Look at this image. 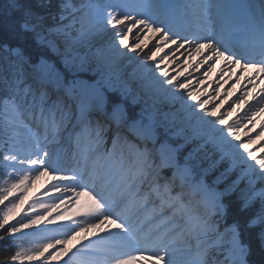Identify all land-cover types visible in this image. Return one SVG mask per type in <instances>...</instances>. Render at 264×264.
I'll list each match as a JSON object with an SVG mask.
<instances>
[{
    "label": "snow or ice",
    "instance_id": "1",
    "mask_svg": "<svg viewBox=\"0 0 264 264\" xmlns=\"http://www.w3.org/2000/svg\"><path fill=\"white\" fill-rule=\"evenodd\" d=\"M155 4L191 38L173 36L143 17L119 15L124 0H0V178L6 177L0 204L19 190L0 214V264H24L25 258L67 264L76 250L66 247L68 241L106 219L111 225L92 238H110L76 256L75 264L142 257L155 264H264V151L250 147L253 136L237 135L264 115V104L246 113L250 99L264 97V87L251 92L264 63L242 62L199 38L209 19L226 40L246 23L221 0ZM246 6L264 39V0ZM108 28L122 31L115 38L119 48ZM124 48L148 49L146 59L167 78L164 84L216 118L235 144L225 146L175 106L128 62L119 50ZM219 61L252 70L248 87L237 75L222 94L223 71L215 83L206 82ZM202 66L199 77L184 71ZM238 84L242 93L219 111ZM241 109L243 118L229 122ZM260 129L264 136V123ZM41 177L52 181L43 198H33L29 214L9 223ZM58 224L75 227L67 234L40 231ZM29 234L41 242L14 245Z\"/></svg>",
    "mask_w": 264,
    "mask_h": 264
},
{
    "label": "rangeland",
    "instance_id": "2",
    "mask_svg": "<svg viewBox=\"0 0 264 264\" xmlns=\"http://www.w3.org/2000/svg\"><path fill=\"white\" fill-rule=\"evenodd\" d=\"M124 1H126V0H124ZM128 5L132 8V11L130 13L131 16H134L137 18L143 17V18L148 19L149 21H151L152 23L155 24L156 21H153L152 18L150 17L152 12L148 13V11H147V10L151 11L150 4L147 0H142L140 2H138L137 0H133V2L130 1V3H128ZM141 5H142V7H141ZM146 6H148L149 8H146ZM118 14L122 15L121 11H119ZM106 30L110 34V39L113 42L114 46L116 48H119L118 45H115V38H116L117 33L120 32V34H122V31L119 29H111V28H108ZM153 38L154 37H147L146 41L148 43H150L153 40ZM143 52H141L139 50L136 53V55L132 56L131 58H127L128 62L133 63L138 68H140L142 73L149 80L154 82L157 85V87L160 88V90L164 91L167 95H169L171 97V99L174 101L175 106L180 107L184 111L193 115L205 128H207L211 133H213V135L216 138H218L219 140H222L224 142L225 146L234 145L235 141L231 140V138L227 136V133H226L223 126H220L216 123V118L207 116L202 111H197L195 104L187 98V96L185 95L186 93L184 91L177 90L174 85H165L164 84L165 79H163V76H161L158 73V71L155 69L154 61H148L146 59V56H145L144 61H140V58H138V57H140V53H143ZM194 71H196V70H194ZM200 76H202V74ZM231 84L232 83H230V85ZM233 91L234 92L237 91V86ZM221 108H223V107H221ZM226 110H228V108ZM237 117L243 118L242 113H240L238 110L234 113V115L232 117L229 118V122L237 119ZM245 132L246 131L242 127L241 131L238 132L237 135L238 136L241 135V137H242ZM257 136H259V135L257 134ZM257 138L258 137H256V139ZM260 149L262 151H264V142L261 144ZM1 184H2V186H6V177L1 178ZM46 185H47V181L42 179V177L38 180H35L29 187L28 193L25 197V203L23 205H25L27 202L31 203L33 198H43L40 196V194L38 195V192L40 191L41 188H44ZM12 195H13V197L11 200H14L16 198V196L19 195V190H17ZM23 205H21L11 216H9V220L14 219L17 216H19V213H20L19 210L22 208ZM34 227H38V226H34ZM40 231H51V232L63 234L64 229L60 230V226L58 224V225H54L51 227L44 226L40 229ZM65 231L68 232V228H66ZM85 235H86L85 233H80L79 235L73 237L72 239H70L68 241V244L66 245V247L69 248L71 245H73L75 243L83 242L85 239L90 238V237L85 236ZM33 237H34V239L24 241L23 243H21V241H19L15 245H20L23 248H30V247L35 246L37 243L41 242L37 234H34ZM88 249H90V248H88ZM49 251H51V249H49ZM79 255H81V253L76 254V256H79ZM62 257L63 256H61L59 258V260ZM39 259H42V258H37V260L32 261L31 264H38ZM24 264H30V262L27 260V258H25Z\"/></svg>",
    "mask_w": 264,
    "mask_h": 264
},
{
    "label": "bare ground",
    "instance_id": "3",
    "mask_svg": "<svg viewBox=\"0 0 264 264\" xmlns=\"http://www.w3.org/2000/svg\"><path fill=\"white\" fill-rule=\"evenodd\" d=\"M130 1L133 2V0H126L125 4L128 5V3ZM137 1L140 2L142 0H137ZM172 1L174 3H178L179 2V0H172ZM120 10L122 12V15H130L132 8L130 6L129 7L126 6V7H122ZM211 28H213V25H212L211 19H209L208 20V29H211ZM206 34L209 35L207 32H206ZM191 36H192V34H190V38H191ZM205 37H207V36H205ZM205 37H200V38L201 39H206ZM145 38H146L145 40H147V37H145ZM130 39H134V37L131 36V34H130ZM154 41H155V37L153 38V40L149 44H151ZM157 43H159V42H157ZM119 50H120L121 54L124 55V56H126L127 58H131L132 56L136 55V53L139 51V49H137L136 51L129 52L127 48L119 49ZM157 50L159 51L160 49L158 48ZM165 51H167V49H165ZM147 54H148V49H145L143 53H140V57H138V58H140V61H144L145 60V56ZM162 54L163 53H161V55ZM169 55L171 56V54H169ZM197 59H199V56L193 58V63ZM181 62L184 63L183 60ZM154 65H155V62H154ZM155 69L158 71V69L156 67H155ZM171 70H176V69L175 68H172ZM204 70H206V67L205 66H202L201 69L199 70V72L194 71V69H191V68H185L184 69V71H185L186 74L188 72H191V73H193L194 76H197V77H199L201 74H203V71ZM221 71L224 72V78L227 80V84H225L224 87H223V89H222V94H223L224 91L228 90V86L230 85V83H232L236 79V76L237 75H240L241 76V83L245 87H248V85H247V79L246 78H251L252 75H253L252 74V70H250L247 67L244 69L245 72H243L240 69L239 65H237L233 69H229V67H228L227 64H225L222 61H219V62L216 63V66L213 69L212 75L210 77L206 78V82L210 81L212 83H215L220 78ZM229 71H231V75H229ZM158 73H159V71H158ZM163 79H167V78L166 77H163ZM256 79L259 80V83L257 84V87L255 89H251V92H252L253 95H255L257 92H259V90L262 87H264V75L258 74V72H257ZM237 86H238V90L236 92H234V95L229 98V100L227 101V103H225L224 106H223V108H220L219 111H221V112L227 111L226 110L228 108L227 105L229 103H232V101L235 100L236 96H238V95H240L242 93L243 89L241 88V85L238 84ZM210 91H211V88H210ZM249 102H250V104H249L248 109L246 110V113L248 111H251V110L255 109V108H258L261 104H264V97L258 96L253 101H251V99H250ZM246 108H247V105H245V109ZM238 111L240 113H242V115H245L246 114V113L243 114L244 109H241V110H238ZM262 123H264V115H262L256 121V126L254 128L253 127H250L243 134V136L241 137L242 139L245 138V137H247V136H253L254 137V143L250 147L260 148L261 144L264 142V136H257V134L261 131L260 125ZM256 137H258V138L256 139ZM42 179H44L45 181H47V185L52 182L50 177H42ZM47 185L44 188H46ZM44 188H41L40 189V191L38 192V195L42 193V191H43ZM87 200L89 202H91V203H95L94 201H92L91 197H87ZM73 211H76V210H73ZM111 223H112L111 221H109V220L106 219V220L102 221V223L100 225H96L94 227L88 228L87 229V233H85L86 234L85 236H88V237L91 238L90 241H89V243L96 244L101 239H108V238H110V236L112 235L111 233L105 234L104 236H100V237H96V238H92V237L95 234V231H100L104 227H109L111 225ZM59 226H60V230L64 229L63 234H67V231H65L66 228H68V231H71L75 227L74 225H59ZM72 261L73 260H72L71 257L68 258L67 259V264H73ZM125 264H155V262L151 258L142 257L140 259L133 258V259L127 260L125 262Z\"/></svg>",
    "mask_w": 264,
    "mask_h": 264
},
{
    "label": "trees",
    "instance_id": "4",
    "mask_svg": "<svg viewBox=\"0 0 264 264\" xmlns=\"http://www.w3.org/2000/svg\"><path fill=\"white\" fill-rule=\"evenodd\" d=\"M0 187H2V185H1V178H0ZM11 196H12V195H10V196L8 197V200L4 201L3 204H0V214H2V211H3V209H4L5 205H6V203L10 200V197H11ZM28 213H29L28 203H26V204L22 207V209H21V211H20V213H19V216H17V217L14 218V219L9 220V223H13L16 219H19L21 216H23V215H27ZM25 231H28V230H25ZM28 238H29V235H28V236H21L20 239H17L16 241H14V245H15V242H17V241H19V240H26V239H28Z\"/></svg>",
    "mask_w": 264,
    "mask_h": 264
}]
</instances>
